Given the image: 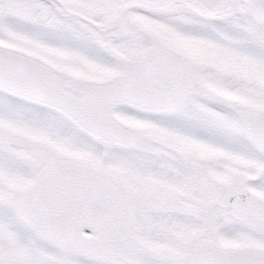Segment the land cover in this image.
<instances>
[{
  "label": "snow or ice",
  "instance_id": "1",
  "mask_svg": "<svg viewBox=\"0 0 264 264\" xmlns=\"http://www.w3.org/2000/svg\"><path fill=\"white\" fill-rule=\"evenodd\" d=\"M0 264H264V0H0Z\"/></svg>",
  "mask_w": 264,
  "mask_h": 264
}]
</instances>
